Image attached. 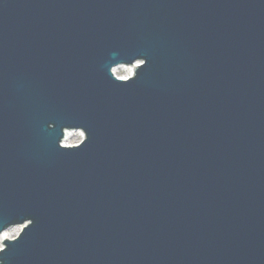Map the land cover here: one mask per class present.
<instances>
[{"label":"water","instance_id":"1","mask_svg":"<svg viewBox=\"0 0 264 264\" xmlns=\"http://www.w3.org/2000/svg\"><path fill=\"white\" fill-rule=\"evenodd\" d=\"M16 227L0 264H264V0H0Z\"/></svg>","mask_w":264,"mask_h":264},{"label":"bare ground","instance_id":"2","mask_svg":"<svg viewBox=\"0 0 264 264\" xmlns=\"http://www.w3.org/2000/svg\"><path fill=\"white\" fill-rule=\"evenodd\" d=\"M125 71L129 72L127 77H130V76L133 75V73L135 71V68L134 67H129V68L126 67ZM69 136L77 137L78 135L71 133V134H68V137ZM20 230H21V227H16V228H13V229H10V230L6 231L5 233H3V235L0 236V242L3 243L5 239L14 238L20 232Z\"/></svg>","mask_w":264,"mask_h":264},{"label":"rangeland","instance_id":"3","mask_svg":"<svg viewBox=\"0 0 264 264\" xmlns=\"http://www.w3.org/2000/svg\"><path fill=\"white\" fill-rule=\"evenodd\" d=\"M125 68L126 67H120V68H117L116 70H115V73H117L116 75L118 76V77H120V78H125V77H127V75L129 74V72L128 71H125ZM127 68H129V67H127ZM81 137L80 136H77V137H73V136H69L68 138H67V144H69V145H75V144H77V143H79L80 141H81ZM22 230V229H21ZM21 230H20V232H21ZM19 232V233H20ZM18 233V234H19ZM17 234V235H18ZM16 235V236H17ZM4 246H3V244L0 242V249L1 248H3Z\"/></svg>","mask_w":264,"mask_h":264}]
</instances>
